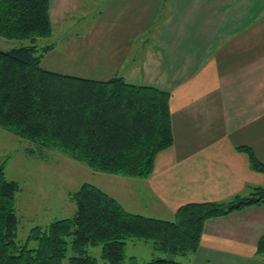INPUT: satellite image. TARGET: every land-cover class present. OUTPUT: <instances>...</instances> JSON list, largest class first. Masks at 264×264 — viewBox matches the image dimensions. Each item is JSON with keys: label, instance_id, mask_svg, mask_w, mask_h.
<instances>
[{"label": "crops", "instance_id": "obj_1", "mask_svg": "<svg viewBox=\"0 0 264 264\" xmlns=\"http://www.w3.org/2000/svg\"><path fill=\"white\" fill-rule=\"evenodd\" d=\"M87 7L97 16L87 34L72 35L68 43L87 36L90 58L119 59L114 70L94 79L118 75L117 67L127 65L119 75L126 82L170 93L173 142L157 154L153 172L147 178L106 173L102 189L129 212L174 219L183 204L225 201L248 195L252 186L264 188V172L253 170L236 148L250 147L264 163V0H50L51 23H65ZM122 25L128 30L101 35L104 26ZM101 38L105 48L94 50ZM4 137L18 136L0 128V144ZM23 140L18 143L27 149L35 146ZM35 147L51 160L64 156ZM262 234L264 204L209 218L186 263L264 264V254L255 253Z\"/></svg>", "mask_w": 264, "mask_h": 264}, {"label": "trees", "instance_id": "obj_2", "mask_svg": "<svg viewBox=\"0 0 264 264\" xmlns=\"http://www.w3.org/2000/svg\"><path fill=\"white\" fill-rule=\"evenodd\" d=\"M49 6L50 0H0V36L22 41L0 49V128L94 171L147 178L157 154L173 142L170 93L130 84L119 75L99 80L44 68L42 58L52 46L39 47L36 41L52 33ZM35 146L29 149L38 151ZM236 148L253 170L264 172L250 147ZM19 188L0 166V264H63L68 250V264H98L86 250L96 245L108 264H189L163 257L138 263L134 256L126 263L125 240H150L157 250L188 254L198 249L207 219L264 204V188L252 186L248 195L183 204L167 220L129 212L101 188L83 182L71 194V216L35 225L19 242ZM255 253L264 254V234Z\"/></svg>", "mask_w": 264, "mask_h": 264}, {"label": "rangeland", "instance_id": "obj_3", "mask_svg": "<svg viewBox=\"0 0 264 264\" xmlns=\"http://www.w3.org/2000/svg\"><path fill=\"white\" fill-rule=\"evenodd\" d=\"M87 8L86 12L81 9L74 12L70 17L72 20L68 19L67 22L57 25L52 24L51 35L37 39L36 42L39 47L52 46V55L45 54L42 58L44 66H50L53 70L64 74L91 79H94V76H102L108 71L114 70V64L119 59H110L103 56L101 60H96L88 56L90 53L88 46L91 41L87 36L85 40L83 38L78 42L68 43L67 41L72 35L79 34L82 36L87 34L91 21L97 16L96 9ZM74 22L76 24H73ZM124 28L128 30L125 25L119 27L104 26L100 29V32L106 38L108 35L124 32ZM106 31H109L108 34ZM150 32H154L153 27ZM144 35H147V33ZM148 35L153 37L152 34L148 33ZM0 39H3L0 40V49L4 50L11 46H17L22 42L1 36ZM102 39L99 40L97 43L99 46L94 48V50L105 48V41ZM112 46L106 48L109 49ZM65 47H69V49L66 50ZM99 53L103 54L104 52ZM90 61H94V63ZM126 66L120 65L117 67L115 74L122 75ZM88 69L92 70V72ZM16 139L14 141L13 138H3L0 144V166H2L6 178L19 183L20 188L15 199L17 200V208H21L22 212L19 210V214L17 213L20 221L16 239L19 242H23L33 226L46 225L55 219L71 216L75 211V204L71 201V194L83 182L94 184L102 189L107 187L106 182L108 179L105 178L106 173L94 171L67 155H64L63 158L59 156V160L55 158L51 160V158H47L39 151H29L26 145L18 143L19 140H23L22 138L16 137ZM156 216L173 220L165 215L156 214ZM125 241L126 263L130 262L129 257L131 256H134L138 263L159 257L189 262L191 257L190 253L184 255L170 254L169 252L157 250L150 240L130 237ZM31 245L34 246L35 243L32 242ZM86 250L88 254L96 257L98 264H108L100 258L101 245L88 246ZM71 254V251L68 250L67 257ZM67 257L64 259L63 264H68Z\"/></svg>", "mask_w": 264, "mask_h": 264}]
</instances>
